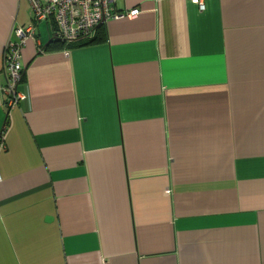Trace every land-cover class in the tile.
Here are the masks:
<instances>
[{"label":"crops","instance_id":"0c3cea01","mask_svg":"<svg viewBox=\"0 0 264 264\" xmlns=\"http://www.w3.org/2000/svg\"><path fill=\"white\" fill-rule=\"evenodd\" d=\"M119 0L107 40L4 50L32 24L0 0V264H264V0Z\"/></svg>","mask_w":264,"mask_h":264},{"label":"built area","instance_id":"2783aa9c","mask_svg":"<svg viewBox=\"0 0 264 264\" xmlns=\"http://www.w3.org/2000/svg\"><path fill=\"white\" fill-rule=\"evenodd\" d=\"M33 13V21L27 27H16L13 30L14 40L5 48L4 63L7 83L1 86L4 104L7 109L16 107L26 100L21 91L23 78L21 54L27 42L36 36V26L43 22L53 21L57 30L55 36L65 42H76L93 35L96 29L110 20L135 19L140 10L117 12L119 0H27ZM201 11L206 9L202 0H192ZM6 150L5 136L0 140V151ZM1 180V177H0Z\"/></svg>","mask_w":264,"mask_h":264},{"label":"trees","instance_id":"16d2710c","mask_svg":"<svg viewBox=\"0 0 264 264\" xmlns=\"http://www.w3.org/2000/svg\"><path fill=\"white\" fill-rule=\"evenodd\" d=\"M105 28H106L105 24H103L96 29V31L93 35L86 37V38H83L81 40H77L76 42L74 41V42H70V43L65 42L61 39H58V37L54 36V38H52L51 41L49 42L48 46L44 48V51H52V50H56L59 48L61 49V48H65V47H67L68 49H77V48H84V47H89V46L104 43V42H106L107 37H108ZM56 30H57V26L55 24L54 32ZM4 52H5V50H4ZM3 55H4V53H3ZM25 71H26V69H23V78H22V81L20 83L21 87L24 84Z\"/></svg>","mask_w":264,"mask_h":264},{"label":"rangeland","instance_id":"374dc122","mask_svg":"<svg viewBox=\"0 0 264 264\" xmlns=\"http://www.w3.org/2000/svg\"><path fill=\"white\" fill-rule=\"evenodd\" d=\"M55 33V32H54Z\"/></svg>","mask_w":264,"mask_h":264}]
</instances>
